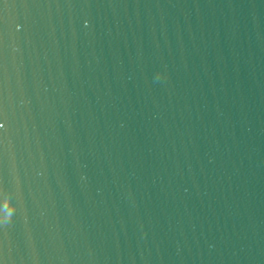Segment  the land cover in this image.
<instances>
[{
  "label": "water",
  "instance_id": "1",
  "mask_svg": "<svg viewBox=\"0 0 264 264\" xmlns=\"http://www.w3.org/2000/svg\"><path fill=\"white\" fill-rule=\"evenodd\" d=\"M0 264H264V0H0Z\"/></svg>",
  "mask_w": 264,
  "mask_h": 264
}]
</instances>
